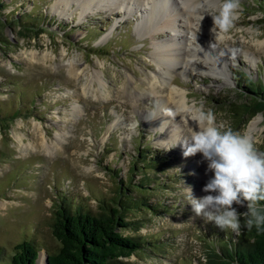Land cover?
Here are the masks:
<instances>
[{
	"label": "rangeland",
	"instance_id": "1",
	"mask_svg": "<svg viewBox=\"0 0 264 264\" xmlns=\"http://www.w3.org/2000/svg\"><path fill=\"white\" fill-rule=\"evenodd\" d=\"M118 1L87 12L80 0L57 9L55 0H0V264L23 240L39 245L36 264L58 248L51 223L60 201L95 212L124 187L148 205L127 215L133 224L123 235L145 246L120 258L125 264H203L209 245L237 235L195 216L185 188L200 198L213 174L201 154L184 157L177 142L197 128L203 109L237 132L258 119L264 151V111L240 124L235 114L247 99L241 73L264 84V0H241L227 33L211 31L207 5L190 22L178 13L182 0H170L168 10L162 0L153 9L152 0H130L125 13L111 11ZM172 17L176 30L164 26ZM162 42L204 54L162 82L154 76ZM170 86L186 94V105H176Z\"/></svg>",
	"mask_w": 264,
	"mask_h": 264
},
{
	"label": "trees",
	"instance_id": "2",
	"mask_svg": "<svg viewBox=\"0 0 264 264\" xmlns=\"http://www.w3.org/2000/svg\"><path fill=\"white\" fill-rule=\"evenodd\" d=\"M240 76L245 80L242 88L247 99L235 107L237 124L264 111V84L244 73ZM124 190L118 191L110 202L101 200L95 212L74 207L65 200L57 203L51 230L59 246L43 252L45 263L125 264L120 258L143 249L141 237L123 235L122 230L133 224L126 220L131 210L147 204L128 194L130 189ZM38 254L39 245L34 239L23 240L13 246V254L4 264H36ZM205 258L203 264H264V226L251 230L242 227L239 235L219 240L217 247L209 245Z\"/></svg>",
	"mask_w": 264,
	"mask_h": 264
},
{
	"label": "clouds",
	"instance_id": "3",
	"mask_svg": "<svg viewBox=\"0 0 264 264\" xmlns=\"http://www.w3.org/2000/svg\"><path fill=\"white\" fill-rule=\"evenodd\" d=\"M205 5L211 9L212 32H229L240 17L241 0H203L200 7ZM196 121L197 128L189 130L177 142L184 157L201 154L207 161V171L213 174L203 188L208 194L196 198L191 186L185 188L195 216L237 235L242 227L261 228L264 226V151L257 148L258 142L251 134L218 124L211 110H198ZM245 204L244 213L234 207Z\"/></svg>",
	"mask_w": 264,
	"mask_h": 264
},
{
	"label": "bare ground",
	"instance_id": "4",
	"mask_svg": "<svg viewBox=\"0 0 264 264\" xmlns=\"http://www.w3.org/2000/svg\"><path fill=\"white\" fill-rule=\"evenodd\" d=\"M116 1V0H114ZM118 1V0H117ZM125 1L127 2L126 5L124 4ZM130 0H119L117 2V7L112 8L110 7V10L112 11L113 9L119 12H123L125 13L127 7V4ZM163 3L165 4V9L168 10V8H170L171 4H170V0H162ZM183 2V7L179 8L178 13L180 12V14L186 18V20H190V22H194L195 20V15L196 13L199 14V11H201V9L203 10L205 7L201 8L197 6V3H194L195 0H182ZM103 2H113V0H80V4L83 5V8L89 10L87 12H97V9L101 6H97L99 3L103 4ZM153 2V3H152ZM152 4L150 9H153V6L155 4V6L157 5V3H160L159 0H152ZM65 3V5H69L68 0H55V4L54 7L57 9L59 8V5ZM95 3V4H93ZM193 3V4H192ZM92 4V6H90ZM97 4V5H96ZM124 4V5H123ZM161 4V3H160ZM113 5V3H111V6ZM200 5V4H199ZM105 7V6H104ZM108 8V6H106ZM123 7V8H122ZM197 7V8H196ZM103 10V8H101ZM100 9V10H101ZM122 10V11H121ZM145 9H143V12ZM173 10V7L170 9ZM143 12L139 9V13L141 16L143 14ZM82 14L85 15V10L82 9ZM177 20L173 19V17L170 19H167L166 22H164V26L170 28L171 30H176L175 28L177 27L176 24ZM194 24V23H193ZM179 25V24H178ZM200 43L203 44L204 46V50L208 49L211 50V48L209 47V43L207 42H201ZM176 44V43H175ZM177 47H175L173 44L171 43H158L155 47V51H154V57H155V65H156V70L155 75L154 76H159L160 78H162V82L165 81V79L167 78V76L172 77L175 68L177 69V67L179 68V70L183 69L184 67H193L194 65H196V61L194 60V56L195 55H201V51H199L197 49V47H192L191 44L187 45L186 43H184V47L181 50V52L179 51L178 53ZM179 50V49H178ZM205 52V51H204ZM204 54V53H202ZM35 55H31V58H34ZM206 64H208L207 62L204 63V65L206 66ZM203 65V64H201ZM184 66V67H183ZM221 69H223V67L221 66ZM184 70V69H183ZM182 70V72H183ZM161 82V83H162ZM170 85H172V83H170ZM168 88V87H167ZM156 88L155 90H153V92H156ZM170 95L172 96V99L174 98L176 105L178 104L180 107L183 105H186L185 99H186V94H183L182 92L178 91V89H175V87L170 86ZM158 92V91H157ZM177 105V106H178ZM163 103H160V107L162 108ZM164 118L167 119V117H165V115H160L156 120H155V127H159L162 128L163 125L165 124V120ZM258 119H252L247 126V133L251 134L254 138H256L255 134L260 131L258 128ZM44 254H40L39 258H38V264H42L44 261Z\"/></svg>",
	"mask_w": 264,
	"mask_h": 264
}]
</instances>
